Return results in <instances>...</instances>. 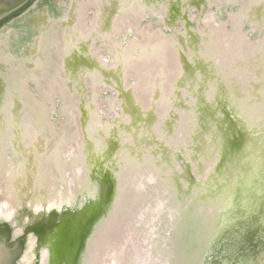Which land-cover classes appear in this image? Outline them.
<instances>
[{
    "label": "rangeland",
    "instance_id": "1",
    "mask_svg": "<svg viewBox=\"0 0 264 264\" xmlns=\"http://www.w3.org/2000/svg\"><path fill=\"white\" fill-rule=\"evenodd\" d=\"M69 1L43 0L0 29V219L17 234L19 223L51 211L96 208L108 196V206L115 200L117 207L110 209L111 221L115 212L130 220L118 221L124 230L114 246L108 244L105 264H251L260 235H254L259 245L253 251L239 236L236 245L215 254L208 248L212 240L201 247L196 229L210 222L202 211L215 214V206L199 208L198 222L183 221L177 209L184 230L180 249L177 236L150 231L151 214L161 204L140 213L131 207L139 191L151 188L165 148L174 152L169 147L176 148V138L187 145L183 136L191 127L184 119L199 106H219L221 80L233 97L223 110L255 99L249 108L261 113L264 0H133L128 9L118 1V13L132 18L122 21L119 14L111 31L99 24L103 19L93 21L88 0H75V29L66 27ZM224 177L231 178L229 172ZM175 187L168 186L174 195ZM171 220L166 234L176 229ZM131 245L139 252L132 253ZM26 246L31 264L37 257L47 264L48 254L35 253L33 239ZM186 256L191 258L184 261Z\"/></svg>",
    "mask_w": 264,
    "mask_h": 264
},
{
    "label": "water",
    "instance_id": "2",
    "mask_svg": "<svg viewBox=\"0 0 264 264\" xmlns=\"http://www.w3.org/2000/svg\"><path fill=\"white\" fill-rule=\"evenodd\" d=\"M25 1L0 0V17ZM218 89L217 93L221 100L219 106H212V104L199 106L194 109L193 115H190L191 119H184V126L191 127V133L188 135L190 137L185 133L183 136L188 142L187 145L184 146L182 139L176 138V148L169 147L174 152L165 148L158 162L160 170H157L158 174L153 172L151 176V188L136 194L135 202L131 207L132 213H140L142 209L152 211L156 205L160 204L166 207V211H169L172 217L174 216L180 249L184 230H182L177 209H181L184 215L183 221L194 219L198 222L196 217H198L199 208L205 210L210 205L215 206V214L202 211L204 214L202 216L209 217L210 222L201 223L196 229L195 234L199 237L201 247L212 240V246L210 244L208 248H211L210 250L215 254L222 248L225 250L230 248L231 242V244L236 242V245L239 236L245 249L249 248L253 251L254 245L258 246L260 241L261 246L258 247L256 256L253 254L248 260L252 261L251 264H264V243L262 244L264 239V103L260 105L261 113L259 114L250 109L254 107L255 99L248 103V107L244 103H238L240 107L231 104L226 111V107L223 110L222 106L229 104L233 97L229 98L230 95L222 80ZM240 96L244 97L242 94ZM224 97H228L227 100ZM249 126H252V131L247 130ZM187 150L190 152H186ZM184 153H187L185 157ZM181 164H183L182 171H180ZM227 172L231 178L224 177V173ZM172 183L176 186L175 195L168 189ZM163 184L167 186L165 190L161 189ZM104 198L108 206L110 197ZM165 199L168 201L164 205ZM115 203L116 201L113 200L112 207L109 205L108 211L106 210L107 222H109L106 228L114 235L124 230L117 226L120 220L118 212H115L116 216H113L111 221ZM110 209L111 212L113 209V213ZM148 210L144 215H150ZM125 218L120 221L130 220V216ZM11 233L12 227L9 223L1 221L0 264H16L27 248L24 236H20L15 243L9 245L7 241ZM254 235H260L259 241L254 242ZM217 256L223 258L224 254ZM188 258L186 256L184 261ZM33 264H38V257Z\"/></svg>",
    "mask_w": 264,
    "mask_h": 264
},
{
    "label": "flooded vegetation",
    "instance_id": "3",
    "mask_svg": "<svg viewBox=\"0 0 264 264\" xmlns=\"http://www.w3.org/2000/svg\"><path fill=\"white\" fill-rule=\"evenodd\" d=\"M118 1L125 7V9H128L133 0H88L86 2L89 3L88 7L90 9H95L93 12L94 20H92L95 21L96 18L97 20L103 19L104 22H99V24H101L102 28L106 31L116 29L115 23H117L119 14L122 21L128 17L129 20L132 18L131 13V16L123 14L126 12L118 13ZM42 2L43 0H26L22 5L9 10L5 15L0 17V29L5 27L9 28L10 24L15 23L21 16L27 14L29 10ZM105 2L106 5L104 6L103 4ZM79 9L80 7L77 6L75 0L69 1L68 10L65 13V16L67 17L64 21L66 22L65 25L67 24L66 27L75 29L74 20L78 18V15L74 16V13L77 10L80 11ZM82 9V12L86 10V8ZM130 10L132 11L131 8L129 11ZM47 20L48 19L46 18L45 21ZM106 33L111 34L110 32ZM104 35L106 36V34ZM106 39V41H111L110 38ZM83 41H85V39ZM0 125H2V120H0ZM105 190L107 189H104V193ZM104 197L102 196L99 201L100 203L96 204V208L90 204L88 207H85V210L80 211L78 209L72 213L68 211L69 208L60 212L51 211L48 217L41 214L39 215V218H31L25 225L19 223L18 227L20 232L14 234V230L12 229V233L7 242L9 245L11 243L13 244L16 242L17 238L24 236L27 245V242L33 239L35 243L34 252L37 253L38 250L42 249L48 254V257L46 258L47 264H105L104 259L106 255L104 254L108 248H110L108 244L115 241L113 242L114 246V243H117L119 238H116V235H114L112 231L107 230L109 226L107 219H104L103 221L100 219L102 215L105 217L107 216V201L105 202ZM99 212H104V214H98ZM1 221L5 220L0 219V222ZM114 253L115 252H113V254ZM113 254L112 259L115 260V255ZM29 255L30 252L28 254H25L24 252L20 259L16 261V264H31V261H29ZM53 258L55 259L53 260Z\"/></svg>",
    "mask_w": 264,
    "mask_h": 264
},
{
    "label": "bare ground",
    "instance_id": "4",
    "mask_svg": "<svg viewBox=\"0 0 264 264\" xmlns=\"http://www.w3.org/2000/svg\"><path fill=\"white\" fill-rule=\"evenodd\" d=\"M157 208V207H156ZM153 217L157 218L158 217V222H156L155 218H154V221H155V226L153 229H151L150 231L153 233L156 232V234L159 235L160 238H166V237H171L172 239H175L176 238V232L174 231L173 233L169 232L166 234V229H165V225H168V222H170V220L173 218L172 215L170 214V212L166 211L163 207V205H161L159 208H157V211L153 212L151 214ZM147 218H149V216H147ZM172 221V220H171ZM175 222V221H174ZM165 224V225H164ZM116 226V224H115ZM163 226V227H162ZM116 228V227H115ZM148 228V227H147ZM155 229V230H154ZM142 230V229H140ZM143 231V230H142ZM144 232V231H143ZM122 234L121 233H116V238H119ZM141 235H144V238H147L148 239V236L149 235H146V234H141ZM139 237H141L139 235ZM156 238H152V241L157 243L156 242ZM151 241V240H150ZM160 242H158V245L159 247H161L162 245L159 244ZM133 252H139V248L138 247H133ZM100 255V253H99ZM55 258H53L54 260Z\"/></svg>",
    "mask_w": 264,
    "mask_h": 264
}]
</instances>
